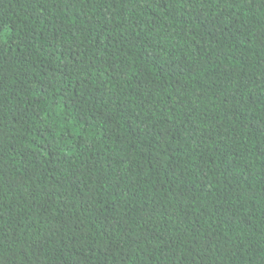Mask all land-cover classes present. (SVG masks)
Wrapping results in <instances>:
<instances>
[{"label":"trees","instance_id":"obj_1","mask_svg":"<svg viewBox=\"0 0 264 264\" xmlns=\"http://www.w3.org/2000/svg\"><path fill=\"white\" fill-rule=\"evenodd\" d=\"M0 264H264V0H0Z\"/></svg>","mask_w":264,"mask_h":264}]
</instances>
